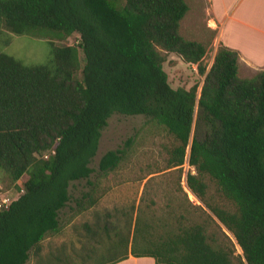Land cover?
Instances as JSON below:
<instances>
[{
  "label": "trees",
  "instance_id": "16d2710c",
  "mask_svg": "<svg viewBox=\"0 0 264 264\" xmlns=\"http://www.w3.org/2000/svg\"><path fill=\"white\" fill-rule=\"evenodd\" d=\"M187 11L185 0H0V25L13 34L78 35L73 45L50 44L40 63L0 49V172L12 184L23 177L15 185L22 192L0 207V264H25L30 252L41 264H113L128 255L264 264V69L238 76V52L219 44L205 70V44L178 31ZM169 53L196 65L198 94L195 83L169 86L161 66ZM113 113L142 115L171 135L165 168L174 167V190L188 146L185 186L200 204L169 190L161 215L153 199L134 216L131 204L96 214L81 225L78 251L42 257L41 240L61 229L60 210L71 201L80 213L99 198L89 164ZM129 142L101 154L96 171H113ZM81 180L86 189L72 197L70 183Z\"/></svg>",
  "mask_w": 264,
  "mask_h": 264
},
{
  "label": "rangeland",
  "instance_id": "374dc122",
  "mask_svg": "<svg viewBox=\"0 0 264 264\" xmlns=\"http://www.w3.org/2000/svg\"><path fill=\"white\" fill-rule=\"evenodd\" d=\"M188 11L179 23V34L190 40L200 41L205 44L206 51L201 59V64L208 69L212 62V57L216 47L214 33L206 26L209 15L207 10V0H185ZM78 41L77 33L73 32L64 38H56L49 35L36 34H13L3 25H0V49L8 54L20 59L25 63H40L47 56L50 44L52 45H73ZM79 66L82 65V55L78 49ZM162 69L166 73V81L170 87L189 88L192 84H197L196 94L199 92L203 75L197 72L195 64L182 62L176 55L169 53L161 63ZM255 72L248 68L238 69V76L251 77ZM74 78H80V70H76ZM126 139H130L129 146L118 166L106 175H100L97 169V160L101 154L109 149L122 147ZM173 143V139L165 128L142 115H120L113 113L106 121L98 140V145L94 156L89 164L94 169L90 175V180L97 184L96 195H99L97 202L90 209L75 213L69 209L73 206L70 201L59 212L61 229L57 234L45 236L39 245V253L42 257L48 253L56 252L60 247L65 252L74 253L78 251L81 243L83 222L91 221L94 215H103L104 212L119 213L133 205L132 216L136 207L143 206L149 199H153L156 205L153 207L155 215H161L162 204L166 197L171 195L183 201L185 195L187 201L199 204L198 199L185 186V175L187 171L193 172V168L187 164L184 157L180 165L181 177L179 184L181 191L174 190L175 170L165 168L168 150ZM187 149H185L186 156ZM151 177V178H149ZM23 177L14 184L9 183L2 172H0V198L8 196L15 199L21 192L15 185H21ZM86 189L84 181H74L70 183L68 191L72 197H78L81 191ZM212 191L210 185L209 192ZM184 193V194H183ZM139 199L140 202H139ZM185 203V202H184ZM225 204V202H222ZM223 231L234 240L224 229ZM235 253L240 254L239 247L234 243ZM78 264L76 258L72 261ZM25 264L38 263L30 252Z\"/></svg>",
  "mask_w": 264,
  "mask_h": 264
},
{
  "label": "crops",
  "instance_id": "0c3cea01",
  "mask_svg": "<svg viewBox=\"0 0 264 264\" xmlns=\"http://www.w3.org/2000/svg\"><path fill=\"white\" fill-rule=\"evenodd\" d=\"M207 2L209 18L206 26L215 32V45L221 44L238 52L237 71L241 67L254 71L264 69V0ZM113 264L156 263L150 256L128 255Z\"/></svg>",
  "mask_w": 264,
  "mask_h": 264
},
{
  "label": "built area",
  "instance_id": "2783aa9c",
  "mask_svg": "<svg viewBox=\"0 0 264 264\" xmlns=\"http://www.w3.org/2000/svg\"><path fill=\"white\" fill-rule=\"evenodd\" d=\"M186 149H187V148H186ZM48 153H53V150L50 149L48 152H44V153L41 155V157L45 158V157L47 156ZM187 153H188V151L186 152V156H185L186 161H187ZM184 175H185V173H184ZM12 200H13V199H10L8 196H3V197H1V198H0V207H6L7 204H9Z\"/></svg>",
  "mask_w": 264,
  "mask_h": 264
},
{
  "label": "water",
  "instance_id": "95a60500",
  "mask_svg": "<svg viewBox=\"0 0 264 264\" xmlns=\"http://www.w3.org/2000/svg\"><path fill=\"white\" fill-rule=\"evenodd\" d=\"M187 148V151H188V146L186 147ZM199 202V201H198Z\"/></svg>",
  "mask_w": 264,
  "mask_h": 264
}]
</instances>
